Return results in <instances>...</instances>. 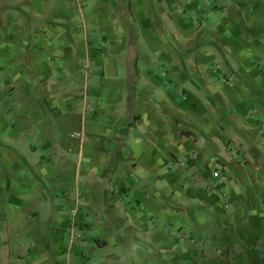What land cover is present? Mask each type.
<instances>
[{"label": "crops", "instance_id": "obj_1", "mask_svg": "<svg viewBox=\"0 0 264 264\" xmlns=\"http://www.w3.org/2000/svg\"><path fill=\"white\" fill-rule=\"evenodd\" d=\"M0 264H264V0H0Z\"/></svg>", "mask_w": 264, "mask_h": 264}, {"label": "rangeland", "instance_id": "obj_2", "mask_svg": "<svg viewBox=\"0 0 264 264\" xmlns=\"http://www.w3.org/2000/svg\"><path fill=\"white\" fill-rule=\"evenodd\" d=\"M75 139V138H74ZM64 141H72V143L73 142H76L77 141V139H75V140H69L68 138L66 139V138H64L63 139ZM69 142V143H70ZM66 144V143H65ZM67 145V144H66ZM65 151V150H64ZM73 155L72 153H67V151L62 155V156H68V155ZM60 159L58 158L57 159V161H59ZM70 178H71V181H72V179L74 178V176H72V173H70ZM69 242H70V240H69ZM71 242H72V253H71V257H72V262L74 263V261H77L78 260V256H79V246H80V239H79V237H78V235H76L75 234V237L73 238V240H71ZM85 256H90V252H88V254H86Z\"/></svg>", "mask_w": 264, "mask_h": 264}]
</instances>
